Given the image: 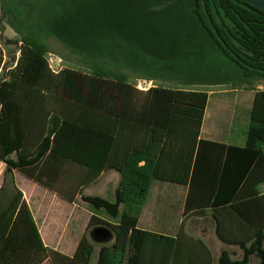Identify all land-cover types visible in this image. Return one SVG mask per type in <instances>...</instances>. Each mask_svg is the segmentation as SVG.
I'll return each mask as SVG.
<instances>
[{"label": "trees", "instance_id": "16d2710c", "mask_svg": "<svg viewBox=\"0 0 264 264\" xmlns=\"http://www.w3.org/2000/svg\"><path fill=\"white\" fill-rule=\"evenodd\" d=\"M44 1L0 0L2 16L19 35L13 43L20 46L7 79L0 78V162L5 166L0 194L7 184L10 190L7 204L0 209V264H42L46 260L50 264H90L93 245L85 235L71 258L44 248L14 184L13 173L18 172L49 188L69 168L78 175L73 177L74 189H68L71 196L66 201L74 203L79 195L92 211L116 222L111 226L95 216L88 222L91 239L108 243L114 235L110 246L100 247L97 264H211L204 244L185 235L182 228L173 239L137 229L141 207L158 179L161 146L171 137L184 138L198 148L205 143L197 139L207 94L192 88L156 87L140 98L129 75L93 60L83 63L85 71L51 73L45 60L48 48L36 34L46 24ZM178 1L208 44L241 70L245 84L251 86L255 81L263 88L254 95L244 136L245 150L258 155L245 181L249 183L264 164V11L240 0H174ZM55 25H50L52 30ZM166 44L159 40L152 48L157 53L172 51ZM29 170H37L36 175ZM106 170L120 176L115 201L82 195L83 187ZM238 206L221 210L233 211ZM263 229L234 243L221 237L218 224V238L238 245L243 253L240 261H231L222 252L219 264H253L250 257L264 264Z\"/></svg>", "mask_w": 264, "mask_h": 264}, {"label": "crops", "instance_id": "0c3cea01", "mask_svg": "<svg viewBox=\"0 0 264 264\" xmlns=\"http://www.w3.org/2000/svg\"><path fill=\"white\" fill-rule=\"evenodd\" d=\"M142 79L144 80L139 82H145L146 88L137 89L140 98L147 90L156 88L152 85L155 78ZM204 87L202 84H183L176 88L200 90L199 88ZM262 90L261 87L259 90L248 91L250 102L243 108L248 113L243 130L249 124L254 95ZM203 92L207 94L208 100L197 142L205 143L198 148V144L194 145L184 138L171 137L161 146L158 179L152 182L146 202L141 207L137 229L173 239L182 228L185 235L204 244L210 253L211 264H219L222 252H227L231 261H240L243 257L240 247L221 241L216 234V227L219 224L222 238L234 243L246 241L261 230L264 226V164L256 170L254 179L245 183L258 155L244 148L245 132L240 128V113L245 106L242 104L240 91L231 89ZM213 97L217 98L213 100ZM13 176L16 189L22 193L44 248L71 258L84 231L76 237L70 236L58 224L54 225L53 218L54 215L58 218L59 215L79 214L82 210L77 204L79 195L74 197V203L66 201V197L71 196L68 189H74L76 179L72 181L62 177L47 188L21 173L14 172ZM119 180L120 176L115 170H106L83 187L82 195L90 196L86 193L89 188L103 184V195L94 197L109 202L113 198L115 201ZM236 204L239 206L233 211L221 210ZM86 213L84 229L91 216L98 217L99 212L90 209ZM101 220L111 226L116 225L109 218ZM262 232L264 233V229ZM113 238L114 235L111 234L110 242L104 245L110 246ZM252 241L253 239L248 241L246 247H250ZM101 246L96 248L93 245L91 261L95 259L97 262ZM249 261L258 263L255 257H250ZM47 262L49 261L42 264Z\"/></svg>", "mask_w": 264, "mask_h": 264}, {"label": "rangeland", "instance_id": "374dc122", "mask_svg": "<svg viewBox=\"0 0 264 264\" xmlns=\"http://www.w3.org/2000/svg\"><path fill=\"white\" fill-rule=\"evenodd\" d=\"M159 1L166 2V0H45L46 24L42 29H37L36 34L47 46L48 54L61 59L62 70L85 71L83 63L93 60L112 66L113 68L109 69L113 71L126 73L130 76V84L135 87L140 80H144L143 77H153L155 79L152 80V85L169 89L192 80H198L205 85L204 88H199L202 91L238 89L242 104L245 106L240 113V128L245 132L243 126L248 113L246 114L243 108L250 102L248 91L259 90L260 84L255 81L251 86L245 84L241 70L218 49L208 44L190 22L181 1L167 0L163 5H160ZM33 20L32 17L29 21ZM53 23L56 24L54 30L50 26ZM18 38L19 35L7 24L0 8L2 79H7L19 57L20 46L13 43ZM159 40L165 41L167 46L171 45L172 51L157 53L152 44ZM215 98L217 97L212 99ZM4 170L5 166L0 162V186ZM28 172L36 175L37 170ZM77 175V170L69 168L63 178L73 179ZM8 186L7 184L5 192L0 194V209L9 200ZM102 190L103 184H100L98 187L89 188L86 193L94 197L103 195ZM110 199L113 203V198ZM77 204L82 209L79 214L59 215L58 218L54 215V225L58 224L62 231L74 237L84 231L83 235L96 248L106 244L102 239H91L90 230L84 229L87 220L86 210L90 208L81 199ZM97 216L108 219L102 212ZM91 264H97L95 259Z\"/></svg>", "mask_w": 264, "mask_h": 264}, {"label": "built area", "instance_id": "2783aa9c", "mask_svg": "<svg viewBox=\"0 0 264 264\" xmlns=\"http://www.w3.org/2000/svg\"><path fill=\"white\" fill-rule=\"evenodd\" d=\"M45 60H46L48 69L50 70L51 73L57 74L62 70L61 59H59L53 55L47 54ZM135 88H137L138 90H144L146 88V84H145V82H138V85Z\"/></svg>", "mask_w": 264, "mask_h": 264}, {"label": "water", "instance_id": "95a60500", "mask_svg": "<svg viewBox=\"0 0 264 264\" xmlns=\"http://www.w3.org/2000/svg\"><path fill=\"white\" fill-rule=\"evenodd\" d=\"M240 1L244 2L245 4L253 8L264 11V0H240Z\"/></svg>", "mask_w": 264, "mask_h": 264}]
</instances>
